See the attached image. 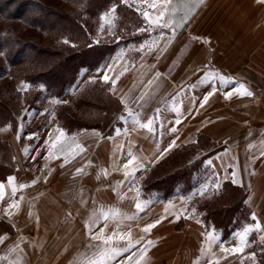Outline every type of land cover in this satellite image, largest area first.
I'll return each instance as SVG.
<instances>
[{
  "label": "rangeland",
  "instance_id": "rangeland-1",
  "mask_svg": "<svg viewBox=\"0 0 264 264\" xmlns=\"http://www.w3.org/2000/svg\"><path fill=\"white\" fill-rule=\"evenodd\" d=\"M40 1L64 15L71 14L78 10V7L72 0ZM119 1L121 2V0ZM204 1L205 0H183V2L192 3L195 6V11L190 13V19L186 26L177 30L184 33V37L187 39L184 49L179 54L184 58L180 63L178 62L179 60H175L169 69L170 72H172V77L176 78L183 70L186 69L189 73H192L194 69H197V66L201 65L203 71L216 70L220 74L231 78L228 83L221 84L219 78L216 77V80L213 81H218L219 85L237 86L239 83H244L253 93V96H241L235 93L232 101H226L219 97L214 103L216 111H213L217 114L216 122L218 126H214V124L210 126L206 125L203 129L211 131L212 135L217 139V150H221L223 153V161L221 163H228L225 157V149L231 148L232 150L229 154L233 155L235 158L237 157V159L239 158V160L243 161L244 166L247 164L246 166L250 168L248 171L250 174H248L247 177L249 180H252V184L255 186H264V157L260 155L261 151H264V5L260 3L259 7H257L254 0H212L211 5L209 1H207L200 12L196 14L201 4H204ZM129 2L133 4V7L130 8L134 10L137 15H135L132 20L129 30L125 28L118 30L115 22L114 31L116 35L120 37L119 39H115L99 31L101 23L99 18L101 14L97 21H93L85 15L81 16L82 27L90 38L91 43H95L94 38H99V43L113 42L116 44V48L113 49L109 61L98 69L105 70L107 65L111 64V61L118 53H121L120 57L126 56L127 59H129V63L126 65L124 62H116L119 66L115 67V70H122L121 66L123 65V69L135 71L137 67L133 69L131 67L139 65L142 67L144 66V69L146 68L145 70L149 71L153 68L150 66L153 64L155 65V62H157L156 57L159 53L157 54L155 50L149 51L147 49L141 52L139 50V45L146 40L151 41L153 38H158L159 29H149L146 32H138V28L146 26L145 21L142 14L135 10L137 6L136 0H129ZM150 2L151 0H149V3ZM174 2H178V0H174ZM257 10H259V13ZM242 17H248L247 23L249 27L247 29L242 28ZM53 21L55 22V19ZM3 24L1 23L0 29H5V25ZM69 24L73 28H77L73 21H69ZM56 25H54V29L57 27L56 30L52 29V32L49 34L41 33L34 28H29L18 22H11L7 27L9 30L17 33L22 39L32 38V41L43 51V53H37L35 57V60L41 64L50 63L52 60H56L63 55V51L56 52L55 49L52 48L55 44H57V47L59 43H63L65 39V37H60L57 34L64 29L65 24L63 22H58ZM105 27H107V25ZM165 31L167 32V30ZM167 34L170 33L167 32ZM192 37H198V39H192ZM69 44L71 43H68V45ZM121 50H123V52H121ZM193 59L196 60L194 68L191 65L192 61H194ZM190 62L191 64H189ZM208 64H211V69L206 68ZM41 68L43 67L40 66V68H35L33 72H29L32 75L38 72L48 76V73H45L46 71ZM141 70L142 69L139 70V68L137 69V71ZM87 71L90 70L82 69L79 76L74 80L68 90L70 94L78 90L80 91L79 94L74 97L77 98L78 101L77 107L74 106V98L71 97L72 99L69 100L66 94L60 97H48L44 93L33 106L28 107L27 103L23 104L18 122L14 126L5 128L6 125H9L8 123L0 124V129H4L0 131V138L1 135L10 136L8 139L12 137L11 140L14 142V139L17 140L18 132L19 135L33 133L35 129L41 127L45 120L47 121L50 118L56 119L57 109H63L65 125L69 126V133H76L83 127H87L79 126V122L85 121L84 124L86 125L93 124L86 121L87 116L90 115L91 112H98V109L104 104L108 106L115 105L117 100L110 93L109 84L99 80H90V77L84 78L83 74ZM118 74L119 73H116V78L120 77V75L117 76ZM127 76H129V79H125ZM140 77H142V74L139 72H134L133 74L131 72L126 73L122 79H119L118 85L119 87L120 85L123 86L124 90L126 87L129 92H131L132 89L137 86L138 82L142 81H140ZM21 81L30 84L26 80H20L18 78L11 79V76L7 75L0 79V91L3 88L9 90L11 87L19 91L18 89L21 87ZM93 84L97 87L92 90L88 89L84 91V89H82L83 85L87 87ZM30 89L31 86L26 91L19 92L23 96H26L27 100H30L33 96ZM39 89L41 88L39 87ZM52 98H57L64 102L52 103ZM6 99L11 104H14L13 101L10 100L11 98ZM41 109H48V114L47 112L45 113L46 115L42 114L41 118L38 115L37 119L35 118V122H33L36 112L39 110L41 111ZM210 113L212 112L210 111L208 115L206 114L207 117L205 119H210ZM22 119L25 126L21 129L20 125L22 123L20 122ZM57 120L59 125L63 127L62 121L59 119ZM108 123L109 122L105 125ZM101 127L105 126H100V128ZM209 140V136L203 134L199 137L198 142H209ZM6 141L10 145L17 170L19 167L22 171H25L24 175L31 180H39L42 178L40 175L30 171V169L36 168L34 160L25 159L23 155L18 157V160L17 157L15 158L18 142L11 143L9 140ZM180 158L173 160L171 163L165 162V166L162 165L154 170L146 169L135 177L132 176V180L137 182L134 184L135 186H121L118 191H113L112 186L108 187L109 195L108 193H102L107 186L94 187L93 189L97 193L98 199L95 198L96 200L89 207L82 208L77 205L75 201H63L57 208V222H48L46 224L47 230L51 231L52 236L47 246L41 250V254L35 255L34 264H81L82 259L86 255V245L89 242L87 230L84 226L85 221L93 209L99 212L101 208L104 211L116 212L124 217H130L132 223L130 225L121 226L119 225L120 219L117 220L109 216L107 221L101 219L100 222L93 227V231L99 232L100 228H105L104 235H110L114 231L117 233L123 232L125 234L130 232L132 240H140L142 244L145 240H151L153 243L148 247V252L146 254L147 264H208L209 259L213 261V264H253L252 260L248 257L249 252L256 253L255 264H258V256L260 252H262V249H264V244H261L256 239L253 232L249 234L248 245L243 254L224 251L220 247V244H224L225 248L231 249L236 245L238 240L235 237V233L241 231L248 223H251V220L248 223L243 221L238 222L232 231L224 233L223 238L221 237L222 231L213 229L212 225L204 222V212L198 209V204L200 200L203 201L213 193L209 191L208 195L201 197L198 189L201 185L214 181L216 175H218L217 170L210 165L208 159L202 160L195 170V172L199 173V176L193 175L189 181V185H186L188 187L185 189H182L183 182L180 178L179 180H175L176 183L173 184H167V182L152 184V180L155 176L170 169L174 164L179 162ZM92 161L94 162V160ZM57 166L59 174L65 177V172L67 171L65 164L57 163ZM88 167H92L91 163L87 168ZM72 169V165H69V171ZM173 176L174 179L177 178V176ZM218 177L221 180L224 175H218ZM165 181H167V179ZM225 183L233 184L231 180L223 179L221 187ZM70 187L73 188L74 186H69V189ZM74 188L75 193L73 198L78 197V199H80L81 192L86 194H81L83 198L91 193L89 188L86 190L82 187L80 188V186H75ZM137 190L139 191L142 211L135 208ZM43 193L48 194L46 191ZM242 193L243 191L241 193L235 191L234 195L241 197ZM189 196H191V199H182ZM225 201L226 196L222 195L210 206L213 217L217 219V222L220 221V215L217 211L221 207V203ZM43 202L45 203L44 200ZM39 208L40 207L35 205L33 210L35 212L38 211L37 214L40 216L42 215L43 218H47V210H45L43 206V210ZM192 208L196 209L194 216L189 215ZM21 209L22 212L17 214V217L14 219L15 223L13 225H15V227H13L10 222L0 220V233L5 232L9 235L4 241L6 244L11 243L8 247H12V245L19 242L21 238H24L25 234L32 232L33 229H31V227H34L33 220H37V214L31 212V208L22 207ZM54 210H56V208H54ZM69 212H71L70 218L68 216ZM40 216L38 218H40ZM177 216H179V219H177ZM181 218H185L188 224H185ZM194 219L201 222L198 223ZM123 220L124 219H122V222ZM157 220L160 221L158 224L155 223ZM105 224H107V227H105ZM147 224H154V227L150 231L145 232L144 226ZM206 230H214L215 236L218 238L217 241L211 245L213 253L211 256L201 251L202 248L208 247V245L204 243L206 238L203 235ZM120 243L122 246H126L125 242ZM139 247L140 245H135L127 254H121V257L117 258V264H120V261L124 259L126 255H131V252L138 250ZM133 264H135V262H133Z\"/></svg>",
  "mask_w": 264,
  "mask_h": 264
},
{
  "label": "crops",
  "instance_id": "crops-1",
  "mask_svg": "<svg viewBox=\"0 0 264 264\" xmlns=\"http://www.w3.org/2000/svg\"><path fill=\"white\" fill-rule=\"evenodd\" d=\"M207 1H209L210 5L212 4V0H205L196 14L200 12ZM254 1L257 7H259L260 3L264 5V0ZM257 12L259 13V10H257ZM247 20L248 17H242L241 19L242 28L244 29L249 27ZM177 32L178 33H176L175 37L171 40V43L165 44L164 41H161L159 50L153 49L159 54L158 56L156 55L157 62H155V65L153 64L150 66L153 68L149 71H146L144 66L142 67L139 65L131 67L132 69L137 67L135 71L123 69V65L121 66L122 70H115V67L119 65L112 60L111 64H113V66L111 69H98L96 71H87L83 74L84 78L92 76L96 78L95 81L99 80L109 84L110 93L117 100V107L109 123L105 125V127H83L76 133H69V130L59 125L57 118H50L47 121L45 120L41 127L35 129L33 133L19 135V138H17V140L14 139V142L11 140L12 137L8 139L10 136L1 135L2 139L9 140L11 143L18 142L15 158L17 157L18 160V157L23 155L25 159L34 160L36 168L30 169V171L40 175L42 178L37 180L36 184H32V180L27 178L26 175H24L25 171H22L19 167L17 174L7 175L2 180L5 184V196L0 200V220L10 222L13 225L15 223L14 219L17 217L16 215L22 212V207H29L32 209L31 212L37 214L38 211L35 212L33 210L35 205L40 207V210H43L42 206L47 210V218H43L42 215L40 216L37 214L40 218L38 221L35 219L37 223L33 220L34 227H31V229H33L32 232L25 234L22 242L20 239V241L16 243L20 244V249H23L22 252L20 249L10 251L11 247H8V245L10 246L11 243H0V264H9L10 260L16 261L20 257H22V264H34L35 255L41 254V250L47 246L52 236L51 231L47 230L46 224L48 222H57V208L63 201H75L77 205L86 208L91 206V204L98 199L97 193L93 189L94 187L96 188V186H107L102 193H108V195L109 190L107 188L110 186H112V190L115 189L117 191L121 186H135L134 184L137 182L132 180L131 177L133 175L126 177L124 174V164L130 158L129 152L142 158L145 165V168H139V170L136 171L133 176L135 177L146 169H152L157 163L176 149L185 145L198 143L199 137L203 134L210 138V149L203 152V154H209L206 155L204 159H208L210 165L217 170L218 175H224V177L227 175L231 177L232 172H236L238 183L235 185L241 188L244 193V203L249 209L251 223L254 222L252 218V213L254 212L256 214V220L264 227V186H255L252 184V180H249L247 177L248 174H250L248 172L250 168L246 166L247 164L244 166L243 161L239 160V158L237 159V157L235 158L233 155L229 154L232 150L231 148L225 149V157L228 163H221L223 161V153L221 150H217V139L212 135L211 131L203 129L206 125L210 126L214 124V126H218L216 122L217 114L213 112L216 111L214 103L219 97L226 101H232L235 93L226 98L224 92L236 86L219 85L218 81L214 82L213 80L202 82L205 70H202L201 65L197 66V69H194L192 73H189V71L185 69L178 74L176 78L172 77V72H170L169 67L175 60H179V63L183 60L184 57L179 54L184 49L187 42L184 33L180 31ZM170 35L171 34H167L166 32V36ZM195 59H193L194 61H192V64L191 62L189 63L193 68L196 63ZM128 61L129 59H127L126 56H121L118 62H124L127 65V63H129ZM138 68L143 71H137ZM130 72L132 74L134 72L142 74V77H140V81H142L138 82L137 86L134 87L131 92H129L126 87L124 90L123 86L120 85L119 87L118 85L119 79H122L126 73ZM157 72L161 74L158 77L156 76ZM105 73L108 74L110 80L116 79L115 75L119 73L117 76L120 75V77L116 80L115 86L110 83V80L109 82H105L102 79ZM128 77L129 76L125 79H129ZM150 80L153 81L151 85L148 84ZM213 86L216 87L217 91L209 97L208 101L205 102L203 106H201L200 101L203 100L205 94L211 91ZM83 88H85L84 85L82 89ZM79 92L78 90L71 94L76 96ZM142 94H144L145 98L138 103ZM121 96L124 97L128 108L138 114V119L143 123H146L149 117H153L156 113V109L160 110L154 120L155 130L153 132L141 128L130 116L126 121L120 120V116L125 114L124 104L120 101ZM177 108L180 109L179 114L176 111ZM210 111L212 112L209 116L210 119H205ZM45 113L44 109L37 111L33 118V122H35L38 115L41 118L42 114ZM177 118L180 119L179 124H176ZM23 119L20 123H22L24 127ZM117 127L120 128V132L114 131ZM58 128L64 130L66 137H75V142L71 145L72 148L75 147V143H79L84 148V152L75 156H72L66 148L65 153L69 156L68 163H64L65 153L57 152L53 148L52 152L49 154V149L52 148V141L60 134L57 131ZM173 128L175 129L174 132L172 131ZM46 140L48 141L47 144H45ZM173 140L175 141V146L158 160L151 162L153 157L167 148ZM198 156H200V154ZM33 157H35V159H33ZM91 159L94 160V162ZM88 162H91V168H87L90 164ZM57 163L65 164L67 168L65 177L59 174ZM69 165H72L73 169L71 171H69ZM77 168H84V172L82 174H76L75 170ZM102 170H107L108 175L105 176ZM9 176L15 178L14 183L16 185L20 183L28 185L24 189L17 188L14 197L11 193V185H9L7 181ZM44 177H47V180H45ZM223 179L220 181L222 182ZM69 186H80V188L82 187L84 190L89 188L91 193L83 198L82 195L86 194L81 192L80 199H78V197L73 198L75 188L70 187L69 189ZM45 191L48 192V194L43 193ZM21 196L23 200L21 201L19 211L11 218L7 217L4 213V209L11 203L12 199L19 200ZM54 208H56V210H54ZM117 215L118 219H120L119 225L125 226L132 223L130 217H124L121 214ZM122 219H124L123 222ZM181 219L185 224L187 223L185 218ZM252 232L255 234L256 239L261 244H264V240H261V237L264 236V232L259 230H253ZM5 234L9 237L5 232L0 233V235Z\"/></svg>",
  "mask_w": 264,
  "mask_h": 264
},
{
  "label": "trees",
  "instance_id": "trees-1",
  "mask_svg": "<svg viewBox=\"0 0 264 264\" xmlns=\"http://www.w3.org/2000/svg\"><path fill=\"white\" fill-rule=\"evenodd\" d=\"M72 1L75 2L78 10L64 15L52 7L43 4L40 0H0V25L3 22V25H5V29H0V50H4L7 53L6 56H0V79L9 75L11 79L18 78L20 80H26L30 83V90L33 93L32 98L27 100V97L23 96L14 87H11L9 90L3 88L0 91V124L8 123L11 127L14 126L18 122L23 104L27 103L28 107L33 106L44 93L48 97H60L66 94L69 100L72 99L71 97L74 98L75 95L70 94V92L68 93V90L74 80L79 76L81 70L87 69L93 71L104 66L109 61L113 49L116 48V44L113 42L91 43L90 38L81 24L82 15H85L93 21H97L99 15L115 3L117 5L116 28L118 30L122 28L129 30L132 20L137 15L134 10L119 0ZM54 19L55 22L53 21ZM69 21H73L77 28L70 26ZM11 22H18L44 34L51 33L52 29L56 30L57 27L54 29V25L58 22H63L65 27L57 34L60 37L67 38L71 44L59 43L57 47V44H55L52 48L56 52L63 51L62 57L52 60L50 63L40 64L35 60V57L37 53H43V51L32 41V38L22 39L17 33L9 30L7 25H10ZM40 66L43 67L41 69L46 71L45 73H48V76L38 72L32 75L29 72H33L35 68H40ZM41 84L45 86L43 88L45 92L43 89H39ZM95 87L97 86L93 84L87 87L85 86L83 89L84 91L88 89L92 90ZM6 98H11L10 100L14 104H11ZM77 102V98H74L73 103L76 107ZM116 107L117 102L113 106L104 104L98 109V112H91L87 116L86 121L93 124L86 125L84 121L79 122L78 125L87 127L105 126L110 121ZM56 117L62 121L64 125L62 126L69 130V126L65 125L63 109L56 110ZM209 149L210 143L205 141L185 145L176 149L152 169L154 170L162 165L165 166V162L171 163L173 160L181 157L179 162L174 164L170 169L155 176L152 184L162 182L173 184L176 183L175 180H179L180 178L183 182L182 189H185L188 187L186 185H189V181L193 175L199 176V173L195 172V170L204 157L209 154H203V152ZM199 154L200 156H198ZM0 167V181L9 174L18 173L10 145L6 140L1 138ZM173 175L175 177L177 176V178L174 179ZM166 179L167 181H165ZM235 191L242 192L238 186L225 183L218 192L210 195V197L205 198L203 201L200 200L198 204L200 206H198V209L204 212V222L212 225L213 229L222 231V238L224 233L232 231L238 222L243 221L248 223L250 221L249 209L243 202L244 193H242L241 197H238L234 195ZM222 195L226 196V201L221 203V207L217 211L220 215V221L217 222V219L213 217L210 206ZM258 262V264H264V251L260 252Z\"/></svg>",
  "mask_w": 264,
  "mask_h": 264
},
{
  "label": "snow or ice",
  "instance_id": "snow-or-ice-1",
  "mask_svg": "<svg viewBox=\"0 0 264 264\" xmlns=\"http://www.w3.org/2000/svg\"><path fill=\"white\" fill-rule=\"evenodd\" d=\"M121 3L128 5V7H133V4L129 2V0H121ZM137 6L135 10L137 12H140L144 18L145 21V27L138 28L137 31H148L149 29H159V37L153 38L151 41H144L139 45V50L143 52L145 49L152 51L153 49L159 50L161 41H164L165 44L171 43V40L175 37V34L178 29H182L186 26V24L189 22L190 19V13L195 11V6L190 2H183V0H178V2H174V0H151L149 3V0H136ZM146 6V7H145ZM117 11V5L114 3L112 6L107 9L105 12L101 13L100 15V28L99 31L105 33L106 35H110L115 39H119L120 37L116 35L114 31V25L117 19L116 16ZM107 25V27H105ZM169 32L171 35L166 36V31ZM192 39H198V37H192ZM95 43H99V38H94ZM63 43L68 44L70 41L65 38ZM75 46V45H73ZM123 52V50H121ZM7 53L4 50H0V56H6ZM121 53H118L116 57L113 58L114 62H118L120 59ZM211 64L206 65V68L211 69ZM107 68L111 69L112 64H108ZM161 74L159 72L156 73V76H160ZM219 78V82L221 84H226L231 79L228 76H225L223 74H220L216 70H206L203 73L202 82H206L209 80H215V78ZM95 77H90V80H95ZM102 79L105 82H109L110 78L107 73H105L102 77ZM116 79H111L110 83L115 86ZM153 81H148V84L151 85ZM45 86L43 84L40 85V88L43 89ZM194 87V86H193ZM30 88V84L21 81V87L18 89L19 91H26ZM217 91L216 87L213 86L211 91H209L207 94L204 95L203 100L200 101L201 106L205 102L208 101L209 97L212 96ZM233 93H238L241 96H253V93L247 88V86L244 83H239L236 87L230 89L229 91L224 92V96L230 97ZM144 94H142L139 98V101L144 100ZM120 101L122 104H124L125 107V114H122L120 116L121 121H126L128 117H132V119L135 121V123L139 124L141 128L147 129L149 132H153L155 130L154 128V120L156 118V115L159 113V109H156V113L153 115V117H149L147 119L146 123H143L138 119V114L134 113L131 109L128 108L127 103L123 96L120 97ZM52 103H63L64 101H60L57 98H52ZM45 112H48V109H44ZM177 113H180V109H176ZM54 114V113H53ZM180 123V119L177 118L176 124ZM11 127V125H6L5 128ZM20 128H23V124L20 125ZM4 129H0V131H3ZM57 131L60 133L58 136H56V139L52 141V148L49 149V154L52 152V149L54 148L57 152L65 153V149H68V152L72 155H78L82 152H84V148L79 143H75V147L72 148L71 145L75 142V137H66L64 130L58 128ZM114 131L120 132V128L117 127ZM172 131L174 132L175 129L173 128ZM17 138H19V132L17 133ZM48 141H45V144H47ZM175 146V141L173 140L172 143L168 145L167 148L163 149V151L159 152L158 155L153 157L151 162H155V160H158L160 157H162L165 153H167L170 149H172ZM261 156H264V151H261ZM130 158L127 160V162L124 164L125 168V176L129 175H135L136 171L139 170V168H145V165L143 163L142 158L137 157L136 155H133L131 152H129ZM35 159V157H33ZM69 162V156L65 153L64 157V163ZM91 163V162H88ZM210 163V162H209ZM131 166V167H130ZM76 174H82L84 172V168H77L75 170ZM103 174L105 176L108 175L107 170H102ZM45 180H47V177H44ZM224 179H231L233 184L238 183L236 179V172L233 171L231 174V177L225 176ZM15 178L13 176H9L7 178L8 184L11 185V193L13 197L15 196L17 192V188L24 189L28 185L24 183H20L19 185H16L14 183ZM32 184H36L37 180H32ZM221 187V181L216 175L214 181H210L209 183L203 184L198 189L199 195L201 197H204L209 194V191H211L213 194L219 191ZM115 191V189H113ZM5 196V184L4 182L0 181V200H2ZM182 199H191V196L187 198ZM23 200V197L21 196L19 200L12 199L11 203L8 204V206L4 209V213L7 217L11 218L13 215L19 211L21 206V201ZM135 208L142 211V205L139 200V191L137 190V202L135 203ZM196 213V209L192 208L191 212L189 213L190 216H194ZM69 218L71 217V212L68 213ZM109 216H112L114 219H118V215L116 212H109L104 211L102 208L99 212L97 210L93 209V211L89 214V217L85 221V229L87 230V235L89 237V242L86 245V255L82 259L81 264H117V258L121 257V254H127L130 249H132L135 245H140L139 249L136 251H132L131 255H126L124 259L120 261V264H147V252L148 247L152 245L151 240H145L142 244L140 240L133 241L131 238V233H123V232H113L110 235H104L105 228H100L99 232H94L93 227L100 222L101 219L107 221ZM253 223H248L241 231H238L235 233V237L238 240V243L234 245L231 249H227L224 247V244H220L221 249L224 251H231L232 253H241L243 254L245 251V248L248 245V238L249 234L253 230H259L264 232V227L261 226L260 222L256 220V214L252 213ZM37 216V221H38ZM177 219H179V216H177ZM160 221L157 220L155 223H159ZM198 223L201 221H197ZM15 227V225H13ZM105 227H107V224H105ZM154 227V224H147L144 226V231L148 232ZM205 244L208 245L206 248H202L201 251L206 253L207 255L211 256L213 255L211 250V245L217 241V237L215 236L214 230L213 231H205ZM7 238L5 235H0V243H3L5 239ZM21 238V242H22ZM261 240H264V236L261 237ZM120 242H125L126 246H122ZM17 249H20V244H14L10 248V251H16ZM22 252L23 249H20ZM264 251V249H262ZM248 257L252 260L253 264H255V258L256 253L255 252H249ZM9 264H22V257H20L16 261H9ZM208 264H213V261L209 259Z\"/></svg>",
  "mask_w": 264,
  "mask_h": 264
}]
</instances>
